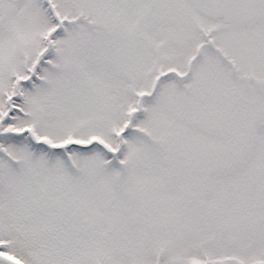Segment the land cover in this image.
Instances as JSON below:
<instances>
[{"label":"snow or ice","instance_id":"1","mask_svg":"<svg viewBox=\"0 0 264 264\" xmlns=\"http://www.w3.org/2000/svg\"><path fill=\"white\" fill-rule=\"evenodd\" d=\"M0 264H264V0H0Z\"/></svg>","mask_w":264,"mask_h":264}]
</instances>
